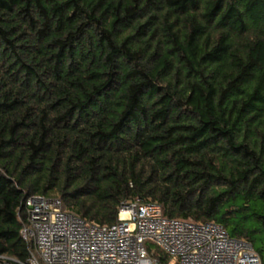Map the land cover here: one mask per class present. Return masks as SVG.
<instances>
[{"label":"trees","instance_id":"trees-1","mask_svg":"<svg viewBox=\"0 0 264 264\" xmlns=\"http://www.w3.org/2000/svg\"><path fill=\"white\" fill-rule=\"evenodd\" d=\"M51 193L215 222L264 264V0H0V254L26 261Z\"/></svg>","mask_w":264,"mask_h":264},{"label":"built area","instance_id":"built-area-1","mask_svg":"<svg viewBox=\"0 0 264 264\" xmlns=\"http://www.w3.org/2000/svg\"><path fill=\"white\" fill-rule=\"evenodd\" d=\"M22 211L28 258L0 254V264H164L147 242L175 264H261L252 246L222 225L167 218L154 202H123L111 225L86 221L51 196H26Z\"/></svg>","mask_w":264,"mask_h":264},{"label":"rangeland","instance_id":"rangeland-1","mask_svg":"<svg viewBox=\"0 0 264 264\" xmlns=\"http://www.w3.org/2000/svg\"><path fill=\"white\" fill-rule=\"evenodd\" d=\"M50 196H51V197H56L57 194H56V193H51ZM147 243H149V242H147ZM147 243H145V245H146ZM149 245H150L151 250L153 251L154 246H153L152 244H149ZM168 264H175V263L172 262V261H169Z\"/></svg>","mask_w":264,"mask_h":264}]
</instances>
